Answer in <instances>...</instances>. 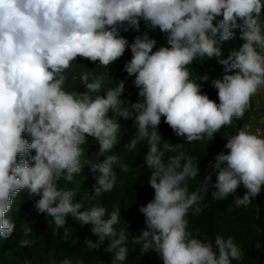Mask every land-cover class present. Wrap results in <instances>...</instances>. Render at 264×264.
Returning <instances> with one entry per match:
<instances>
[{
	"label": "clouds",
	"instance_id": "9594fccd",
	"mask_svg": "<svg viewBox=\"0 0 264 264\" xmlns=\"http://www.w3.org/2000/svg\"><path fill=\"white\" fill-rule=\"evenodd\" d=\"M262 10L264 0H0V237L16 229L6 213L16 194L27 188L30 195L39 196L36 210L47 213L57 229L71 213L81 223H90L98 235L95 241L86 240L89 248L107 238L111 264L126 260L132 242L140 243L142 251L154 249L164 264H232L233 259H242L233 236L216 233L213 243L188 230L186 214L194 205L200 211L197 202L206 195L212 173L190 190L188 178L197 177L201 169L195 157L181 150L183 143H161L158 125L163 116L177 136L191 142L205 134L211 139L234 116L244 115L251 97L264 86ZM221 13L223 18L218 19ZM141 18L165 33L166 43L157 47L158 41L147 31L131 42L120 34L121 26L139 32ZM235 29L243 43L225 57L222 42L234 37ZM127 47L131 59L124 70L134 74L142 100L131 102L124 96V79L111 86L104 74L91 71L78 76L85 91L65 86V70L78 54L108 66ZM205 56L219 58L224 66L223 77L212 80L219 103L201 91L199 81L208 80V75L193 79L187 67L194 58ZM120 117L134 118L136 128L125 147L135 149L141 141L149 146L144 162L151 169L149 183L154 188L153 198L140 206L147 227L131 242L127 228L116 227L119 207L109 210L96 203L83 208L75 199L76 190L58 183L61 178L72 181L88 165L95 174L93 198L114 187V166L128 169L111 152L118 143ZM25 131L30 141L22 136ZM89 136L100 146L95 160L83 147ZM224 147L229 151L209 162L213 171L218 170L212 197L223 199L243 186L246 191L236 194L234 204L247 205L264 185V127L255 130L251 123L240 127L227 136ZM22 227L19 244L26 246L32 243V227L27 223ZM58 264L85 262L72 255Z\"/></svg>",
	"mask_w": 264,
	"mask_h": 264
},
{
	"label": "trees",
	"instance_id": "16d2710c",
	"mask_svg": "<svg viewBox=\"0 0 264 264\" xmlns=\"http://www.w3.org/2000/svg\"><path fill=\"white\" fill-rule=\"evenodd\" d=\"M264 11V10H262ZM222 13L218 19H222ZM147 31L150 36L157 41V47L166 43L165 33L158 28L153 29L147 26L146 22L140 19L139 32L135 28L123 30L121 26V35L128 38L131 42L133 38ZM236 35L222 42L223 56L229 55L231 49L239 48L243 43L240 37L239 29L234 30ZM131 59V49L127 47L121 57L112 62L111 65H100L99 60L92 61L90 58L79 55L74 58L70 67L65 70L68 75L66 87L69 90L85 91L84 84L79 82V74L82 71H91L104 74L107 84L114 86L118 79H124V96L131 102L142 100L139 95L138 87L133 83L134 74L129 75L124 70L125 61ZM219 58L197 57L192 64L187 67L190 70L191 78L195 79L200 74H207L208 80H201L203 85L201 91L208 93L211 99L219 103L216 89L212 80L222 78L223 68ZM236 71V70H232ZM77 77V79H76ZM101 94H104L103 92ZM255 110L254 97H251L250 106L245 109L242 117H233L231 124L223 125L210 139L205 134L202 139L185 141L183 136H177L171 126L164 122L161 117V123L158 129L162 135L161 143H183V150L186 154L195 157L194 163H197L201 171L197 177L188 178L190 190H196L201 186L202 179L209 173H212L209 188L204 198L197 203L200 211H195V205L187 212L188 230L193 236L201 239H213L216 233H221L225 237L231 235L235 242L243 251V258L232 260V264H264V194L260 193L251 197V203L247 205L236 206L234 200L236 194L243 195L246 189L240 186L236 193H230L223 199H214L212 192L215 190L214 182L216 180V171H213L209 162L214 161L216 155L221 152H227L229 149L224 145L227 142V136L236 134L240 127H246L251 123ZM112 113H110L111 115ZM121 128L118 131V143L111 152H115L119 161L128 165L127 171L120 168L119 163L115 165L117 179L111 190L104 191L94 198L93 184L95 183V174L90 171V166L85 165L80 173L74 174L72 181H66L63 178L58 182L62 187H71L77 192L75 199L79 200L83 208L90 207L93 204L101 203L109 210L117 207L121 210V216L117 228L126 227L129 233V241L132 237L140 235L145 224V214L140 211V206L146 204L154 196V188L149 183L151 169L144 162V156L148 151L146 141H141L137 147L128 150L125 144L130 141L135 132L134 118H119ZM22 136L31 140L27 131ZM86 149V155L90 159H97L96 152L99 150V144L96 139L89 136V140L83 145ZM34 154L35 150H31ZM110 154V153H107ZM27 155V154H26ZM168 154L166 153V156ZM18 159L20 156L18 155ZM103 159V157H100ZM39 196L30 195L27 188L21 189L14 198L13 208L6 213L16 222V229L6 238L0 237V264H24V261L31 260V264H58L60 259L65 256L76 255L82 258L85 264H111L113 253L107 250L110 241L106 238L97 248H89L85 242L88 239L93 241L99 239L97 234L92 232L90 223H81L71 213L66 217V223L63 227L57 229L54 223H49L51 217L47 213L38 212L34 206L35 199ZM83 210V209H81ZM107 216V213H106ZM25 223L32 227L30 237L32 243L26 246H20L19 241L24 238L23 227ZM67 228V232H65ZM67 236V239H65ZM122 264H164L160 254L154 249L142 251L140 243H129V255Z\"/></svg>",
	"mask_w": 264,
	"mask_h": 264
},
{
	"label": "crops",
	"instance_id": "0c3cea01",
	"mask_svg": "<svg viewBox=\"0 0 264 264\" xmlns=\"http://www.w3.org/2000/svg\"><path fill=\"white\" fill-rule=\"evenodd\" d=\"M255 110L251 119V124L264 127V87L262 86L256 94L253 95ZM254 131V130H252ZM264 190V185H263ZM264 194V191H262Z\"/></svg>",
	"mask_w": 264,
	"mask_h": 264
},
{
	"label": "built area",
	"instance_id": "2783aa9c",
	"mask_svg": "<svg viewBox=\"0 0 264 264\" xmlns=\"http://www.w3.org/2000/svg\"><path fill=\"white\" fill-rule=\"evenodd\" d=\"M257 127H261V126H257ZM257 127H254V129L256 130ZM253 128V127H252Z\"/></svg>",
	"mask_w": 264,
	"mask_h": 264
},
{
	"label": "rangeland",
	"instance_id": "374dc122",
	"mask_svg": "<svg viewBox=\"0 0 264 264\" xmlns=\"http://www.w3.org/2000/svg\"><path fill=\"white\" fill-rule=\"evenodd\" d=\"M262 87V86H261ZM264 87V86H263Z\"/></svg>",
	"mask_w": 264,
	"mask_h": 264
}]
</instances>
